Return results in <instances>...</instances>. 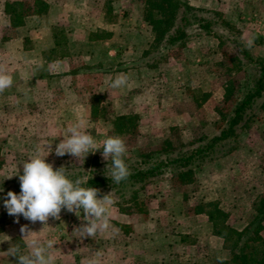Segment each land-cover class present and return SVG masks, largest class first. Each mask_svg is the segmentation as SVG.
<instances>
[{
    "label": "rangeland",
    "instance_id": "rangeland-1",
    "mask_svg": "<svg viewBox=\"0 0 264 264\" xmlns=\"http://www.w3.org/2000/svg\"><path fill=\"white\" fill-rule=\"evenodd\" d=\"M219 1L225 5L221 4L218 8H189L185 7V0H178L173 27L179 23L180 11L184 10L186 20L183 28L186 34L173 43L164 44L167 33L173 28L169 27L160 39L146 40V56L141 60L136 58L138 70L131 76L127 74L131 78L124 87L108 89L105 80L101 85V74L82 68L83 72L73 76L71 83L74 93L80 97L72 102L81 101V104L63 105L61 99L60 104L48 108L50 112L63 113L70 118L66 126L61 122L52 136L49 137L42 128L34 139L24 136L19 140L22 132L20 123H16L14 117L20 114L15 113L11 114L14 134L6 137L4 124H8L6 119L9 116L6 112L0 120V140H3L0 150L6 149L4 144L9 150L4 155L0 154V188L3 189L12 180H19V176L13 174L18 169L22 174V163L37 149L46 154L50 150L47 144L50 143L52 151L46 162L51 163L54 169L61 166L68 168L71 179L83 180L90 173L110 174L112 161L103 158L102 147L89 152L84 160L70 154H55V146L63 139L62 135L81 121L97 145H102L108 136L119 135L125 140L124 161L130 172L134 165L143 167L166 154L172 156L194 146L197 137L202 134L209 136L217 133L223 121L221 113L226 115L232 104L250 86L248 73L251 68L238 51L239 44L246 45L247 38L255 36L254 45L245 47L253 56L264 57V0ZM145 7V10H136L135 13L144 16L145 12H149L153 18L166 15L158 8ZM195 16L211 21L210 34L200 32L195 24ZM129 39L137 40L139 37L131 32ZM119 45L122 47L124 44L121 41ZM248 110L249 115L236 137L216 142L210 152L211 161L207 160L195 168L190 181L182 182L170 176L166 169L168 164L143 187H140L142 181L128 178L122 187L119 184L108 190L99 189L98 198L107 194L115 204L110 209L109 229L98 232L92 238L80 239L75 236L74 229L86 223L82 220V210L77 212L79 217L74 212L62 210L60 219L49 217L47 225L39 221L32 223L22 215L16 217L8 214L9 221L0 229V264H17V257L8 256V248L19 245L21 252L27 253L30 249L25 241L32 236L58 241V247L55 244L50 250L53 264L61 257L75 264L71 261L75 255L86 264L90 258H98L102 264L108 255L128 259L131 248L127 246L121 250L107 249L111 242L128 243L123 234L126 230L124 225L129 224L123 214L140 223L139 229L136 227L134 244L136 247L138 244L148 247V250L152 248L153 251L146 253L147 258L154 260L151 264L167 261L175 264H211L218 256L228 258V247L223 241L220 246V241L209 235L210 221L205 222L203 215H193V210L197 196L202 202L215 200L226 213L224 222L236 228L244 225L250 214L254 213L255 201L264 194V91L254 99ZM42 112H47V107ZM235 148L239 153L238 159L243 158L237 171L239 178L231 176L233 181L229 180L225 185L226 180L221 175L227 165L221 155ZM220 158L222 161L218 165L213 159ZM5 165L12 167L3 168ZM244 173L247 174L243 186L239 180ZM10 175L13 176L5 178ZM132 190L135 194L130 199L128 197ZM117 215L125 221L117 222ZM219 218L220 214L217 216ZM221 223L218 221L217 225L220 227ZM22 226L33 231L30 237H22ZM162 234L168 238L167 242Z\"/></svg>",
    "mask_w": 264,
    "mask_h": 264
},
{
    "label": "crops",
    "instance_id": "crops-1",
    "mask_svg": "<svg viewBox=\"0 0 264 264\" xmlns=\"http://www.w3.org/2000/svg\"><path fill=\"white\" fill-rule=\"evenodd\" d=\"M12 1L21 2V4H13L11 11L5 7V3ZM43 1L46 3V8L36 11L37 5L33 0H0V64H3L13 77L12 87L0 93V120L7 112L8 124H4L6 137L14 134L13 120L16 119V123L17 121L20 123L22 135H19V140L24 136L34 139L38 130L42 128L50 137L58 131V125L61 122L66 126L70 121L69 115L50 112L48 108L60 104L61 99H63V105L81 104V101L72 102L80 97L74 93L75 89L73 90L71 83L73 76L83 72L82 68L101 74V82L103 81L101 85L105 80V86L108 89L117 90L110 88L108 82L119 76L120 72L129 76L136 73L138 70L136 58L141 60L146 56V40L150 41L153 37L150 24L143 16L135 13L136 10H143L147 6L145 0ZM185 1L189 6L201 8H218L219 5L224 4L219 0ZM15 13L18 15L19 22L13 26ZM131 32L139 39H129ZM121 41L124 45L119 47ZM61 79L64 81L61 82ZM46 107L47 112H42ZM15 113L20 115L13 119L11 114ZM13 127L17 128V126ZM1 141L3 143L2 139ZM3 146L6 149L1 148L0 154L4 155L9 149L6 144ZM240 152L242 153V150ZM237 153L238 150L235 148L221 155L223 162L227 165L222 172L223 176L220 174L222 179L226 180L225 185L232 180L231 176L239 178L237 171L241 166L239 162L243 161V158L238 159L239 153ZM213 160L218 165L222 161L221 158ZM12 166L5 165L3 168ZM246 174L244 173L243 178L239 180L240 185H245ZM195 196H197L196 192ZM197 202H201L198 196L195 200V203ZM123 215L129 224L124 225L126 230L123 234L128 243L126 245L121 242H109L111 245L107 249L121 250L120 248L127 246L131 248L129 258L108 255V259H104L105 262L102 264H151L154 260L152 257L147 258L146 253L153 251L152 248L148 250V247H141L139 244L136 247L134 244L136 227L139 229L140 223L135 218L128 219L127 214ZM193 215H203L205 222H209L203 212L196 213L193 210ZM115 218L117 222L125 221L121 220L122 217L119 215ZM208 232L211 237L220 241L221 246L222 239L214 234L211 228ZM164 235L162 234V237L167 242L168 238ZM155 250L158 252L157 249ZM71 261L75 264H86L85 261L82 263L81 258L76 255ZM65 262L67 261L61 257L55 264ZM65 264H70V261Z\"/></svg>",
    "mask_w": 264,
    "mask_h": 264
},
{
    "label": "clouds",
    "instance_id": "clouds-1",
    "mask_svg": "<svg viewBox=\"0 0 264 264\" xmlns=\"http://www.w3.org/2000/svg\"><path fill=\"white\" fill-rule=\"evenodd\" d=\"M255 38V36H249L245 46L251 48ZM128 80L127 74H121L108 82L109 87L119 89L126 86ZM12 85V74L3 64H0V93ZM62 136L63 139L56 144L54 149L57 156L70 154L79 160L81 158L84 160L89 152H95L102 147L103 158L106 161L109 159L112 161L109 171L113 182L119 184L130 175L129 168L124 161L126 143L121 136H108L102 145H97L82 121L69 127ZM47 145H49L47 148L50 150L46 154L37 149L22 163V174L18 168V171L13 174L19 176L20 192L19 194L13 191L7 192L4 206L8 214L16 217L22 215L32 223L39 221L47 225L49 217L59 220L62 210L74 212L76 215L82 210V220L86 223L74 229L75 236L80 239L92 238L98 232L108 230L110 227V209L114 206L115 201L107 194L98 198L99 190L94 187L82 186L86 182L80 179H71L68 168L61 166L54 169L51 163L46 162L49 152L52 151L51 143ZM13 175L5 178H11ZM2 190L0 188V191ZM20 231L22 237H30V233L33 232L28 230L26 226H22ZM25 242L30 249L27 253H22L19 245L7 250L8 256L17 257V264H53L50 250L58 241L43 240L32 236ZM225 259L224 256H218V264H223ZM87 264H100V262L98 258H90Z\"/></svg>",
    "mask_w": 264,
    "mask_h": 264
},
{
    "label": "trees",
    "instance_id": "trees-1",
    "mask_svg": "<svg viewBox=\"0 0 264 264\" xmlns=\"http://www.w3.org/2000/svg\"><path fill=\"white\" fill-rule=\"evenodd\" d=\"M36 3V11H41L46 8V3L43 0H33ZM147 6L158 8L166 15L153 18L152 14L145 12L143 18L151 26L152 37L154 40H158L162 37V34L169 28L173 27V18L176 9H178V0H145ZM21 4V2H7L5 7L9 10H13V4ZM13 5V6H12ZM185 7L190 6L186 3ZM146 8V7H145ZM144 8V10H145ZM179 23L174 25L172 30L167 33L164 44L173 43L176 40L181 39L186 34L184 31V21L186 15L184 10L180 11ZM17 13L13 15L12 25H16L19 22ZM160 16V15H159ZM12 20V19H11ZM160 24H162L160 26ZM195 24L202 33L210 34L212 32L211 21L204 17L195 16ZM238 51L244 58L245 63L249 65L251 70L248 75L250 77V86L246 88L245 92L240 98H238L231 106L229 112L225 115L221 113L222 122L218 126L217 133L209 136L200 135L196 139L194 146L185 149L175 155L166 154L164 157L154 159L149 165L140 167L134 165L128 178H136L142 181L140 187L147 182H150L152 177L156 176L163 171V166H167L168 173L178 181H190L193 170L202 165L205 161L210 159V153L216 142L225 140L226 138L236 137L238 129L242 127L245 119L249 115V110L254 99L264 91V57L253 56L245 45L239 44ZM205 136V137H204ZM150 153V152H147ZM146 154H143V160H145ZM127 179L122 180L119 184L114 183L110 177V174L95 173L88 174L82 181H85L82 186L94 187L99 189L108 190L111 187L119 185L122 187ZM13 191L17 194L20 192V181L12 180L9 185L5 186L0 191V229L3 225L9 221L7 218L8 211L4 206V200L7 199V192ZM135 194V191H131L130 198ZM195 212H203L207 216V220L211 223V230L214 234L219 236L223 244L228 247L229 256L223 261V264H264V194H261L254 203V213L250 214L244 225L240 228H236L231 224L225 223V211H222L216 201L197 202L194 207ZM220 218L217 219L218 214ZM222 215V217H221ZM218 221H222L221 226L217 225ZM163 264H175L170 261ZM211 264H218V260L212 261Z\"/></svg>",
    "mask_w": 264,
    "mask_h": 264
}]
</instances>
